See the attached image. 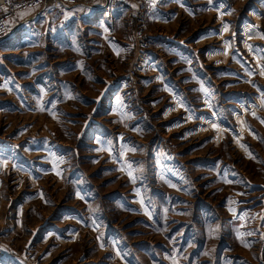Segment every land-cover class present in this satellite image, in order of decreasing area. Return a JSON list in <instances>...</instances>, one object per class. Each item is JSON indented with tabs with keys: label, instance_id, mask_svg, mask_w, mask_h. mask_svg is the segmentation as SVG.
I'll use <instances>...</instances> for the list:
<instances>
[{
	"label": "rangeland",
	"instance_id": "1",
	"mask_svg": "<svg viewBox=\"0 0 264 264\" xmlns=\"http://www.w3.org/2000/svg\"><path fill=\"white\" fill-rule=\"evenodd\" d=\"M99 5L0 43V264H264V0Z\"/></svg>",
	"mask_w": 264,
	"mask_h": 264
},
{
	"label": "built area",
	"instance_id": "2",
	"mask_svg": "<svg viewBox=\"0 0 264 264\" xmlns=\"http://www.w3.org/2000/svg\"><path fill=\"white\" fill-rule=\"evenodd\" d=\"M93 0H0V43L7 40L13 33L17 32L21 25L30 21L45 22L53 13L67 11L72 18L79 20L83 17L81 9L90 7ZM154 0H107V10L115 7L127 6L135 9L138 13L145 5H150ZM29 7H37V11L23 20H19L17 13ZM61 9V12H60ZM69 11V12H68ZM110 14L108 11H106ZM140 75V74H130ZM129 75V76H130ZM130 76V77H131Z\"/></svg>",
	"mask_w": 264,
	"mask_h": 264
},
{
	"label": "crops",
	"instance_id": "3",
	"mask_svg": "<svg viewBox=\"0 0 264 264\" xmlns=\"http://www.w3.org/2000/svg\"><path fill=\"white\" fill-rule=\"evenodd\" d=\"M98 1V4L96 3ZM100 1L101 0H93L92 1V4L90 5V7H88V8H85V9H81L82 10V12H83V17H82V19L84 20L83 22L84 23H86V22H90L89 24H87V25H85V24H83L82 26L85 28H90V26H88V25H93V26H97V25H99L98 24V22H96V20H93V21H91V20H86V17L85 16H88V15H90V14H93L96 10H100L102 7L99 5V3H100ZM103 2H104V5H105V3H106V1L107 0H102ZM37 10H35L34 11V13L36 12ZM113 11L114 12H116L115 14H114V16L115 15H118V16H120V18H125L124 20H128V19H130L131 17H132V20H133V18L135 17V12H136V10H132L131 9V11L128 9V10H124V8H123V6H119V7H115V8H113ZM69 12V11H68ZM70 13V12H69ZM65 16L66 15H63V13L61 14V13H57V22H55V23H59V22H63V25H64V23L65 22H70V21H73L74 23H72V26L74 25V24H76V22H79L81 19H79V20H75V19H73L72 18V15L70 16V17H68V18H65ZM59 17V18H58ZM110 18V17H109ZM64 20V21H63ZM82 21V20H81ZM112 22V20H110V21H108L107 23H111ZM105 24V23H104ZM92 26V27H93ZM52 27H54V26H52ZM107 31V30H106ZM110 33H114V32H110ZM106 34V33H105ZM109 34V31H107V34L105 35L106 37H102V38H100L99 39V41H96V42H98V45L100 46H98L100 49H103L104 51H107V52H110V55L112 56V58L113 59H115V60H117V59H123L127 54H126V50H124V49H120V48H118V46L116 45L117 43L115 42V40H114V38H111V39H108L109 37H110V35H108ZM106 38V39H105ZM88 40H90V39H88ZM108 40H110V42H108ZM112 40V41H111ZM118 42L119 43H122V41L121 40H118ZM130 46L129 47H127V48H130V49H132L131 51H135V48L133 47L134 46V43L133 42H130Z\"/></svg>",
	"mask_w": 264,
	"mask_h": 264
},
{
	"label": "snow or ice",
	"instance_id": "4",
	"mask_svg": "<svg viewBox=\"0 0 264 264\" xmlns=\"http://www.w3.org/2000/svg\"><path fill=\"white\" fill-rule=\"evenodd\" d=\"M65 18H67V14H66ZM262 38H264V36H262ZM224 54H227V50H225V53H224ZM260 68H261L260 75H261V76H264V65H261ZM249 74L251 75V73H249ZM158 79H159V77H158ZM165 90H167V89H165ZM70 98H71V97H70ZM205 103L207 104L208 101H205ZM261 106L264 107V99L261 100ZM209 107H211L210 104H209ZM214 115H215V113H214ZM253 116L255 117V113H253ZM189 118H191V117H189ZM262 123H264V121H262ZM212 127H213L214 129H216V128L218 127V125H217L216 123H213V124H212ZM133 130H136V129H133ZM121 139H123V138H121ZM132 150L134 151V149H132ZM109 151H110V154H111V150H109ZM4 163H7V162L4 161ZM121 170H122V169H121ZM57 175H59V173H57ZM128 175H129L130 179H134L133 176H132V173H131V172H129ZM146 214H147V213H146ZM101 247H103V244H101ZM117 255L119 256L120 253L117 252Z\"/></svg>",
	"mask_w": 264,
	"mask_h": 264
}]
</instances>
